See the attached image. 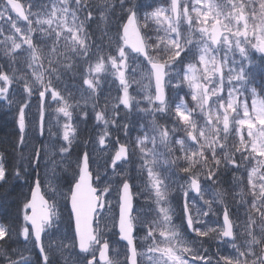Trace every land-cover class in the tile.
Segmentation results:
<instances>
[{"label":"snow or ice","instance_id":"obj_1","mask_svg":"<svg viewBox=\"0 0 264 264\" xmlns=\"http://www.w3.org/2000/svg\"><path fill=\"white\" fill-rule=\"evenodd\" d=\"M0 109V264H264V0H0Z\"/></svg>","mask_w":264,"mask_h":264},{"label":"trees","instance_id":"obj_2","mask_svg":"<svg viewBox=\"0 0 264 264\" xmlns=\"http://www.w3.org/2000/svg\"><path fill=\"white\" fill-rule=\"evenodd\" d=\"M16 131L13 124V115L0 109V148H8L11 152V141L15 139ZM130 135L133 136V132ZM121 137L123 136L121 135ZM12 162L14 163V161ZM27 193L28 186L17 183L14 179H9L7 184L0 187V220L7 218L10 223H16L22 215L20 213V203ZM20 240L22 241L23 237H20ZM15 246L17 245L13 244V247Z\"/></svg>","mask_w":264,"mask_h":264},{"label":"rangeland","instance_id":"obj_3","mask_svg":"<svg viewBox=\"0 0 264 264\" xmlns=\"http://www.w3.org/2000/svg\"><path fill=\"white\" fill-rule=\"evenodd\" d=\"M89 127H91V126L89 125ZM53 130L55 131V129H53ZM115 195H116V194L113 193V195H112L111 197H108V199L111 200V201L113 202V204L116 203V201H115ZM111 214H112V213H108V215H111Z\"/></svg>","mask_w":264,"mask_h":264}]
</instances>
